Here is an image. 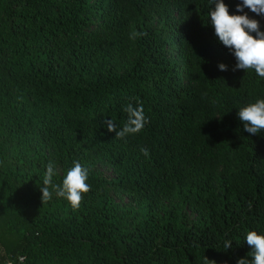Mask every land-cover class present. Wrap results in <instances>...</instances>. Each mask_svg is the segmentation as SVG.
Wrapping results in <instances>:
<instances>
[{
    "label": "trees",
    "instance_id": "obj_1",
    "mask_svg": "<svg viewBox=\"0 0 264 264\" xmlns=\"http://www.w3.org/2000/svg\"><path fill=\"white\" fill-rule=\"evenodd\" d=\"M224 2L232 14L239 0ZM210 7L0 0V264L251 259L246 234L264 235V130L243 131L237 112L264 99V78L233 70L208 26ZM248 14L264 31V16ZM129 103L147 123L117 138L105 121L122 128ZM50 161L56 184L73 162L89 170L77 209L55 194L42 199ZM111 192L133 207L113 204Z\"/></svg>",
    "mask_w": 264,
    "mask_h": 264
},
{
    "label": "clouds",
    "instance_id": "obj_2",
    "mask_svg": "<svg viewBox=\"0 0 264 264\" xmlns=\"http://www.w3.org/2000/svg\"><path fill=\"white\" fill-rule=\"evenodd\" d=\"M210 9L208 26L213 29L217 42L226 48L235 60L234 71H254L257 76L264 78V31L260 22L249 16V12L255 16H264V0H239L235 11L230 14L228 5L224 0H209ZM247 9L248 11H245ZM219 71L228 70V66L221 63L217 65ZM127 118L123 127L117 130L111 121H105L108 132H115L117 138L138 134L147 123L144 110L141 105L133 106L129 103L123 108ZM237 117L243 126V131L250 135H257L264 130V99H257L239 109ZM144 156H148L147 149H141ZM56 174L55 165L49 162L45 167V175L40 188L43 200H49L53 194L63 198L69 206L77 209L85 194L91 190L88 183L89 170L80 162H73L67 169L60 184L53 183ZM245 243L250 247L251 259L240 258L237 264H264V235L256 231H249L245 237ZM231 241L224 242V248L230 249ZM25 257H17L18 264H23Z\"/></svg>",
    "mask_w": 264,
    "mask_h": 264
},
{
    "label": "rangeland",
    "instance_id": "obj_3",
    "mask_svg": "<svg viewBox=\"0 0 264 264\" xmlns=\"http://www.w3.org/2000/svg\"><path fill=\"white\" fill-rule=\"evenodd\" d=\"M96 169H97V173L102 175V177L107 180H112L115 178V175L112 172V170L107 169L101 164L97 165ZM110 197L112 199V203L115 205H118L121 209H130L133 207L132 203L130 202L128 198L121 196L119 194H116L115 192H111ZM185 213L187 215L186 223H190L195 219V216L192 213H190V211L187 210ZM119 215L120 213L118 214V216ZM2 252H4L3 248H2Z\"/></svg>",
    "mask_w": 264,
    "mask_h": 264
}]
</instances>
